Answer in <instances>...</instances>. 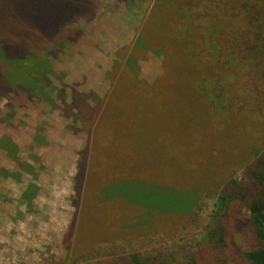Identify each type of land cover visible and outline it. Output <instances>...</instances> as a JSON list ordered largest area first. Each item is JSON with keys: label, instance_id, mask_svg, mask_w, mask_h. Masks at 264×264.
I'll list each match as a JSON object with an SVG mask.
<instances>
[{"label": "trees", "instance_id": "1", "mask_svg": "<svg viewBox=\"0 0 264 264\" xmlns=\"http://www.w3.org/2000/svg\"><path fill=\"white\" fill-rule=\"evenodd\" d=\"M191 1L211 12V24L207 28L194 26L190 21H186L187 27L177 23L181 13L187 15L188 12L181 11L182 0L158 1L144 15L133 47L119 51L121 62H116L107 74L112 85L107 96L104 99L87 96L95 103L94 108H89L84 104L85 95L74 92V104L69 109L78 110L80 115L74 117L81 121L89 139L81 154L75 181L73 204L78 217L72 253L74 256L86 255L100 243L132 240L169 229L166 224L175 220L171 213L178 216L181 212L178 204L176 211L154 206V203L168 205L161 200L168 198L173 190L151 186L146 176L145 180L136 179L134 175L129 179L112 176L109 182L119 183L114 185L100 174L106 170L108 162L105 145H120V137L127 149H121L119 154L114 149L115 165H124L131 171L136 160L132 156H139V170H146L147 161L142 157H148V150L139 142L154 134L156 126L164 123L151 110L158 98L164 96L163 99H167L176 110L168 120L172 125V136L177 149L185 142L184 148L189 154L199 155V164L194 168L205 172L210 167L206 168L207 161L217 158L218 152H227L225 145L232 139L223 133L230 130L247 131L249 147L237 161L224 162L225 166L218 168L220 171L213 180L205 178L206 182L199 184L205 185L198 187L201 190L208 186L206 190L217 192L216 210L206 227L205 236L182 253L181 262L161 253L134 252L91 259L87 264H264V133L258 128L253 129L254 117L231 109V100L234 96L237 98V87L244 90L248 85L247 78L241 79L238 75L239 70L244 67L254 69L259 71L256 74L259 77L264 48H249L247 36L238 28L232 41L234 35L226 23V10L221 6V0ZM99 2L0 0V98L23 91L28 82L25 69H40L39 54L54 47L64 36L69 38L76 34L80 29L76 27L77 22L96 12ZM232 3L243 13H248L245 18L250 30L260 29L264 0H257L252 5L246 4V0H233ZM259 34L263 35L262 32ZM150 50L165 53L161 65L163 75L154 84L140 82L137 77L140 71L137 62ZM33 81L35 83L36 79ZM115 111L117 115H114ZM99 130L103 133L98 135ZM101 151L103 161L98 165L96 157ZM212 151L216 154L212 155ZM153 167L154 164L150 163L149 168ZM238 167L242 168L243 177L229 176L232 172L228 174V170ZM174 191L183 194V191ZM93 194L94 199L90 197ZM96 194L103 200H97ZM172 194L171 200H181ZM88 210L103 211L109 218L103 231L93 227L92 235L82 238L80 232L87 221ZM166 215L170 219L166 223L162 219L165 224L160 223L162 220L157 217Z\"/></svg>", "mask_w": 264, "mask_h": 264}, {"label": "rangeland", "instance_id": "2", "mask_svg": "<svg viewBox=\"0 0 264 264\" xmlns=\"http://www.w3.org/2000/svg\"><path fill=\"white\" fill-rule=\"evenodd\" d=\"M158 1L161 0H100L96 12L77 22L79 35L73 33L69 38L66 35L51 49L48 47L47 52L39 54L40 69H25L28 82L23 91L11 92L0 98V264H87L91 259L134 252L161 253L174 257L179 263L182 253L193 248L205 236L206 227L216 210L218 194L206 190L208 186L201 190L198 187L205 185L199 184L205 183V178L213 180L220 171L218 168L225 166L224 162L238 160L249 147L248 133L240 129L239 132L233 129L223 133L232 139L225 145L227 152H218V157L207 161L206 168L210 167L202 172L194 168L199 164V155L189 154V150L184 148L185 142L177 149L172 125L168 121L176 110L162 96L151 110L164 123L156 126L154 134L139 142L145 144L143 149L148 150V157H142L147 161L146 170H139V156H132L136 160L131 171L124 165H115L114 149L118 154L121 149H127L120 137V145H105L108 162L106 170L100 174L107 182L112 176L120 179L121 175L129 179L134 175L136 179L141 177L144 180L146 176L151 186L173 190L168 198L160 199L168 205L154 203V206L176 211L178 204L181 212L178 216L171 213L175 220L166 224L169 229L132 240L100 243L86 255L74 256L71 251L78 217L73 204L76 199L75 181L78 163L89 139L81 121L74 117L80 115L78 110L69 109L74 104V92L85 95L84 104L89 108L95 107L91 98L104 99L107 96L112 87L107 74L116 62H121L119 51L133 47L144 15ZM221 1L226 10V23L234 35L232 41L238 28L247 36L249 48H264V18L260 21V29L250 30L245 18L248 13L233 5V0ZM256 1L246 0V4L252 5ZM182 2L181 11L188 12L187 15L181 13L177 23L187 27L186 21H190L194 26L203 25L204 28L211 24L209 10L191 0ZM164 59L165 53L156 50H150L139 58L137 77L140 82L154 84L163 75L161 65ZM260 63L259 77L256 75L259 71L254 69L244 67L239 70L238 75L241 79L246 77L248 85L244 90L237 87V98L234 96L231 100V109L254 117L253 129L258 128L264 133V53ZM117 114L115 111L114 115ZM101 133L103 131L99 130L98 135ZM102 152L96 157L98 165L103 161ZM211 154L216 153L212 151ZM150 163L154 164L153 168H149ZM238 168L229 169L228 174L232 172L229 176L241 179L243 170ZM233 169L238 170L233 172ZM109 183L119 184L117 181ZM174 190L183 191L182 196ZM172 193L181 200H171ZM94 196L90 197L94 199ZM96 198L102 199L98 194ZM108 218L103 211L88 210L87 221L79 231L82 238L92 235L93 227L103 231ZM157 218L164 219L165 223L170 219L168 215ZM159 222L165 224L163 220Z\"/></svg>", "mask_w": 264, "mask_h": 264}]
</instances>
